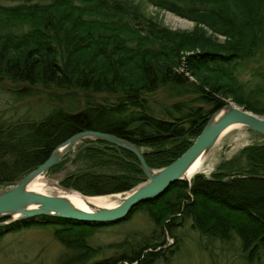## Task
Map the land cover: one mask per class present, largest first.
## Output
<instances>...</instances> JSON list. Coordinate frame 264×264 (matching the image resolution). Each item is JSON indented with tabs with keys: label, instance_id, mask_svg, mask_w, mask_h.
I'll return each instance as SVG.
<instances>
[{
	"label": "trees",
	"instance_id": "16d2710c",
	"mask_svg": "<svg viewBox=\"0 0 264 264\" xmlns=\"http://www.w3.org/2000/svg\"><path fill=\"white\" fill-rule=\"evenodd\" d=\"M16 1L0 2V89L20 100L41 95L44 102L35 116L0 117L2 186L85 129L128 139L151 167H162L229 101L264 116V0ZM148 2L193 21V28H171L147 12ZM79 159L84 166L60 184L85 195L124 194L145 180L134 153L101 139L84 146ZM230 162L208 176L176 181L161 196L135 205L125 219L95 223L40 215L0 224V238L29 225H50L71 251L58 264L167 263L181 242L180 220L205 237L237 239L245 261L259 263L264 142L243 147ZM140 210L155 224L151 234L105 246L89 243L98 227ZM166 236L176 247L167 246ZM105 248L121 251L90 262Z\"/></svg>",
	"mask_w": 264,
	"mask_h": 264
},
{
	"label": "rangeland",
	"instance_id": "374dc122",
	"mask_svg": "<svg viewBox=\"0 0 264 264\" xmlns=\"http://www.w3.org/2000/svg\"><path fill=\"white\" fill-rule=\"evenodd\" d=\"M0 2L14 4L18 1L0 0ZM146 9L148 13L158 16L171 28L191 29L194 26L193 21H189V19L167 9L158 8L149 2L146 3ZM243 75L246 78L252 77L248 69H244ZM43 102L41 95L20 100L12 97L10 92L0 89V117L17 119L21 116H35L38 113L37 111L42 109ZM92 139L94 138L78 139L68 149L69 156L61 160L63 161L61 167L55 171H47L43 176L60 184V179L70 173L79 171L84 166V162L80 159L75 160L76 155L84 146L90 144ZM262 142H264V136L259 132L242 125L233 126L222 134L215 144L206 151L204 166L197 173H203L208 176L221 163H228L233 160L234 156L243 147ZM152 168L158 169L160 167ZM7 186L9 185H0V188H6ZM126 193H115L112 195L120 194L124 197ZM11 218L6 219L9 220ZM6 219L3 221H6ZM190 226V221L183 222L179 220L176 225V233L181 238L178 250L174 252L167 263L159 261L156 264H249L245 261L244 256L241 255L237 239L231 242H224L219 239L208 238ZM154 227L155 224L148 218L146 212L140 210L130 216L129 219L98 227L88 241L93 246H105L131 239L135 235L138 238H143V236L151 234ZM166 237L168 239L167 246L176 247L174 246L176 240L171 236ZM120 251L121 249L105 248L102 254L95 256L90 262L112 256ZM70 254L71 251L67 250L63 243L56 240L53 235V227L50 225H29V227L9 232V234L7 233L0 238V264H58L63 257H67ZM252 264H264V259L259 263Z\"/></svg>",
	"mask_w": 264,
	"mask_h": 264
},
{
	"label": "water",
	"instance_id": "95a60500",
	"mask_svg": "<svg viewBox=\"0 0 264 264\" xmlns=\"http://www.w3.org/2000/svg\"><path fill=\"white\" fill-rule=\"evenodd\" d=\"M201 132L192 141L191 145L176 159L158 169L147 165L142 150L133 142L110 132L85 129L69 136L58 144L51 154L33 170L6 188H0V224L19 219L35 218L40 215H54L69 219L88 222H113L125 219L132 208L140 202L154 199L165 193L178 180H190L185 177L191 162L198 156L205 154L219 137L229 128L242 125L261 134H264V116L255 113L245 106L229 101L210 116ZM101 139L118 148H124L137 157L145 180L134 186L126 193L121 202L111 207H94L87 210L75 207L66 197L58 194H48L28 189L27 184L36 176L44 174L50 167L69 156L70 149L78 139ZM193 177V176H192ZM64 190H75L58 184ZM78 191V190H76ZM80 192V191H79ZM82 193V192H81ZM83 194V193H82ZM111 193L108 195H112ZM86 196L85 194H83Z\"/></svg>",
	"mask_w": 264,
	"mask_h": 264
},
{
	"label": "bare ground",
	"instance_id": "6f19581e",
	"mask_svg": "<svg viewBox=\"0 0 264 264\" xmlns=\"http://www.w3.org/2000/svg\"><path fill=\"white\" fill-rule=\"evenodd\" d=\"M205 154L198 156L189 165L185 177L192 178L194 174L201 171L205 163ZM28 189L48 194H58L66 197L75 207L82 209H93L94 207H111L121 202L123 196L117 195H86L76 190H64L56 182L47 179L43 174L33 178L28 184ZM93 204L94 207H92Z\"/></svg>",
	"mask_w": 264,
	"mask_h": 264
}]
</instances>
